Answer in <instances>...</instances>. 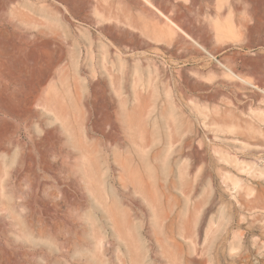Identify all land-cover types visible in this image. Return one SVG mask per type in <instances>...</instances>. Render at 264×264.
<instances>
[{"label":"rangeland","instance_id":"1","mask_svg":"<svg viewBox=\"0 0 264 264\" xmlns=\"http://www.w3.org/2000/svg\"><path fill=\"white\" fill-rule=\"evenodd\" d=\"M0 264H264V0H0Z\"/></svg>","mask_w":264,"mask_h":264}]
</instances>
